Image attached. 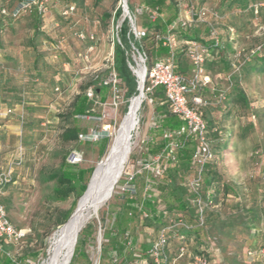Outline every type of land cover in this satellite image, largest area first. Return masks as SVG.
<instances>
[{
	"label": "rangeland",
	"instance_id": "obj_1",
	"mask_svg": "<svg viewBox=\"0 0 264 264\" xmlns=\"http://www.w3.org/2000/svg\"><path fill=\"white\" fill-rule=\"evenodd\" d=\"M141 1L129 0L132 11L141 6ZM5 2V7L12 8L19 5L22 0H5ZM69 2L76 3V11L64 20L62 13ZM84 2L86 5L82 6L75 0H47L45 15L48 12L53 13L56 17L53 24L58 23V26L51 25L49 23L51 20L48 21L45 17L49 24L43 28L45 36L38 49L50 66H47L41 77L35 69H31L30 72L25 67L22 68L20 79V88L23 91L22 102L11 121L14 123L13 134L10 138L6 136L0 141V204L7 207L10 221L17 229L30 230L29 235L32 239L27 242L25 258L37 255V259L31 264L46 263L44 253H48L53 236L61 227H56L54 222L60 212L71 210L76 200L75 194L65 201L53 200L54 183L45 182L46 174L58 169L64 156L67 157L69 163L81 168L96 167L105 157H98L96 141L105 136L111 137L112 141L115 128L126 115L131 99L135 97V95L128 97L126 89H122L120 94L112 93L104 103L95 99L94 110L100 118L89 116L80 121L89 131L85 136L86 140L64 142L61 139V134L69 125L66 114L75 97L89 90L95 75H104L107 79L113 66L117 23L114 22L113 17H106V14L114 15L116 9L119 8V1L84 0ZM263 2L264 0H259L257 4ZM261 10L264 11V8H260L256 13L255 8H251L252 13H248L249 24L242 27L233 39L230 38V34L222 32V37L225 38L224 45L230 41L234 49L239 50L262 40L260 29L264 27V12L261 13ZM124 14L123 11V19L129 20L124 17ZM180 14H183L181 10ZM147 21L146 16H139L137 28L143 30ZM18 22L22 47H25L33 35L26 27L28 25L26 17H21ZM81 35L85 38H80ZM91 36L94 37L93 40L90 39ZM22 57L23 62L27 64L34 60V54H28L27 49L22 51ZM131 57L134 63L131 65V70L137 79V93L139 94L138 70L140 67L138 68L137 65L139 56L133 51ZM207 62L206 69L207 64L212 63ZM58 63L64 68V85H57L52 90L50 81L54 73V65ZM180 63L189 64L184 56ZM147 65H149L148 61ZM134 70H137V73ZM208 70L215 89L211 91L212 93L218 95L231 88L233 84L231 72L226 70L222 62L210 66ZM183 74L189 76L190 72L186 71ZM239 87L246 93L249 107L233 108L235 113L229 118L225 116L222 109L218 108L220 106L214 105L215 100L210 99L213 94L210 95L207 92L204 96L208 103H212L209 107H214L212 113L217 117V121L221 120L219 130L223 137L229 136L228 143L231 144L228 152L223 155L219 154L216 170L224 178L222 183L235 188L238 192V194L231 193L229 196V204L234 205L238 202L240 205V209L234 210L236 212L232 215L236 220L242 219L244 223H249L248 215L244 217L245 211L254 210L258 217L254 218L250 215L254 225L236 227L238 233L236 237L220 236L215 242L219 248L228 249L231 254L237 253L238 256L235 258L245 263L246 258L243 256L246 252L249 250L258 252L264 249L262 246L264 235V72L243 71ZM144 92L145 99L139 113V126L133 134L131 155L125 164L120 180L126 172L133 169V162L137 159L142 160L144 141L154 121V104L151 100V93L146 91V81ZM30 120L32 126L27 128L25 123ZM75 154L81 156V161L78 163L73 161ZM165 162L164 160L163 163ZM191 175L189 177L186 175V178H190ZM150 177L143 174L137 178L138 199L140 200L144 198L148 184L146 179ZM111 199L101 208L99 215L90 219L82 229L88 231L90 235L84 247L86 255L83 260L90 259L92 264H99L102 256L105 229L110 223L108 205ZM116 200L121 203L118 197ZM221 204L223 203L219 202V209L223 208ZM89 225L92 226L91 229L87 228ZM257 229H262V231L257 232ZM100 233L101 246L99 244ZM130 234L136 242L132 245V249L119 251L118 264H143L134 255H143L155 239L157 229L148 221H140L130 228ZM116 241V238L111 239V244H116ZM172 242V247L175 249L177 242L176 240ZM259 258L263 257L259 255Z\"/></svg>",
	"mask_w": 264,
	"mask_h": 264
},
{
	"label": "trees",
	"instance_id": "obj_2",
	"mask_svg": "<svg viewBox=\"0 0 264 264\" xmlns=\"http://www.w3.org/2000/svg\"><path fill=\"white\" fill-rule=\"evenodd\" d=\"M75 1L80 2L82 6L86 5L84 0ZM96 1L99 2L100 0ZM179 2L180 0H142L140 2L141 5L148 6L150 10L158 9L159 18L157 22L152 23L149 20V12L143 15L147 17L148 23L143 27V31H145L146 35L141 39H136L135 35L131 31L129 20L123 19V11L121 7L116 9L114 15L106 14V17H113L114 22L117 23L116 26L120 25L118 29H115L116 37L114 41L113 59V68L115 69L119 78V94L122 89H126L127 96L130 98L138 94V82L131 70V65L134 64L131 57V53H133V51L138 50L140 53L145 55L149 65L156 61L165 60L170 55L171 49L164 46L160 38L168 34L171 31L170 27L178 21L180 16ZM255 3H257V0H230V4L225 11L228 12V10H232L234 6L238 4L243 8V12L240 14L234 13L231 19L224 21L225 11H221L219 12L217 19L214 18L211 20V23L215 25L214 27L218 31V37L221 41V45L218 48L214 47V39L211 35V28L206 24L194 25L193 27L187 29L178 26L172 30V32L175 33L178 38L177 44L173 49V52L175 53V70L177 72L183 74L188 71L190 62L188 61L189 64L184 65L180 63V60L183 56L186 57L187 43L193 40H197L209 48L207 61L212 63L207 64L206 70L208 73L209 67L218 62H222L226 70L231 72L230 76L233 78V84L226 92L216 95L212 93L215 91L213 86L201 89L197 92V94L204 100V93L208 92L210 95L213 94L210 99L215 100L214 105L220 106L218 108L224 111L227 118L231 117L235 113L233 108L237 106H241L242 108L249 107L248 97L246 93L240 89L239 83L241 81L243 71L250 72L251 70H254L257 72H264V52L254 56L248 62L243 64L245 57L237 58V50L228 44L224 45L225 38L222 37L219 25L223 24L229 26L230 35L232 34V36H235L242 28L239 25V22H247V19H249L248 15L252 13L251 8H253ZM73 5L75 6L76 3L69 2L65 7L66 10H68ZM14 9L8 10L9 16L15 21L19 20L21 17H26L29 20L28 30L31 31L33 35L32 39L30 38L28 40L25 48L28 50V54H34V60L29 64L22 62L21 67H25L26 70L30 72L31 69H35L38 72V76L41 77V74H44V70H46L47 66H50L48 65L50 63H47L44 60V55L39 53L38 49L41 41H43L42 38L45 36V31L43 29L45 13H40L38 9L35 8V10H33L30 14L23 15L19 18H14L11 15ZM130 10L132 11L131 8ZM75 11L76 7L75 10L70 14L72 15ZM64 12L62 13L64 16L62 18L65 20L70 14L65 15ZM199 35L207 37L209 42L200 38ZM254 44L255 43L251 44L250 47H252ZM179 48L181 52L179 58H177V50ZM211 51H214V53L210 54ZM240 64L242 65L240 71L233 72L234 66ZM190 68L192 69V67ZM64 76V68H62L59 63L58 65H54V73L52 74L50 81L52 90H54L53 88H55L57 85H64ZM104 77V75L97 74L93 78V84L89 87V89L92 88L94 90V99H90L87 96L88 89L75 97L68 113L66 114V118L69 119V125H67L61 134V139L64 142H81L80 137H85L88 135L89 131L88 128L84 127L80 123V121L89 116L97 119L100 118V115L95 113L94 110L95 99H97L100 103H104L108 97L114 93L111 86L104 84ZM22 93L23 91H21L20 88V94L18 95L20 96L18 98L19 104L22 102ZM221 94L224 95V100H219V96ZM151 95V100L154 104L155 110V126L153 130L149 131V138L144 141V153L142 155L143 161H136L141 162V165L150 163L152 161V157L163 152L168 143V141L164 138V134L166 132L177 131L184 124V121L181 117L174 115L171 112L170 103L168 102L162 87L156 88L151 93ZM191 100L192 95L189 96V101ZM209 106H212V103L207 102V105L203 107L201 111L208 125V137L213 148L214 158L205 167L204 180L205 191L212 189L214 190V194L209 200H207L208 207L204 214V224H200L197 210L191 203L193 196L188 189L189 178H186V175L189 177V175L193 174L195 170V166L193 165V154L195 152L196 140L193 137L189 138L187 141H185V138H181L180 140L183 141L184 144L176 151L175 159H164L166 162L163 163V166L165 167V174L163 177L155 178L150 171H143L137 175L135 180L136 186L137 178L140 175L145 174L147 177L151 176L149 179H146L148 183L146 185L148 188V193L147 195L144 194V198L142 200L138 199V186L137 193L135 195L121 194L119 192V187L122 183V180L119 181L112 196L111 202L108 205V216H110V223L108 228L105 229L106 231L102 247V256L99 264L119 263V251L132 249V245L135 244L136 240L134 239L133 241V238H131L130 228L134 225H137L140 221H148L154 224L157 232L161 227H170L168 232L169 262L177 256L178 248L180 246L178 237L183 236L188 246V252L182 259H184L186 256H190L191 264L193 263L194 257L196 256L202 255L209 259L210 253L208 251L211 247V243H215L216 239L220 235H233V237H236V235H238L236 227L240 228L245 225L249 226V224L254 225L251 216L258 218L254 210L247 212L245 211L244 217L248 215L247 221H249V223H244L242 219L236 220L232 215L234 212L240 209V205L238 202L234 205L229 204V196L231 193L238 194V192H236L235 188L222 183L224 178L222 175H220L221 173L219 174V172L216 170L219 154L223 155L228 152L231 144L229 145L228 143L229 136L225 135V137H223L222 132L219 130L221 120L218 122L216 119L217 117L212 113L214 107ZM25 124L27 128H31L32 121H27ZM110 142L111 137L109 136H105L99 141H96L95 146L97 147L99 158H102L107 154L109 145L111 144ZM94 170L95 167L81 168L76 164L69 163L67 161V157L64 156L59 168L54 169L46 174V177L44 178L45 182L54 183L52 193L53 200L65 201L72 194L76 195L73 208L71 210L62 211L59 213L58 218L54 222L56 227L63 226L74 213L77 208L78 201L87 190V186ZM117 197L121 203L117 202ZM219 202L223 203L221 204V207H223L222 209H219ZM112 205L117 210L115 218L112 217V213L110 211ZM4 209L7 212V207H4ZM241 210H244V208H241ZM178 219H182L189 228L174 227L173 225L177 223ZM88 227L91 229L92 226L89 225L87 228ZM257 230V232L262 231V229ZM87 232L88 231L81 230L74 256L70 264H92L90 259L83 260L86 255L84 247L87 240H89L88 237L90 236ZM113 238L117 239L116 244H111V239ZM31 239L32 237L29 235L28 241ZM174 240L177 242L175 254L173 253L174 248L172 247V241ZM262 240V246H264V235ZM152 243L142 256L139 254L134 255L136 258L140 259L143 264H152L148 254ZM30 244L31 243H29V245ZM250 251L252 250H249L243 256L244 258L249 259V264H264L262 258H255L259 257V255H262V250H259L258 252L252 251L254 254L257 252V255L254 256H249L248 253ZM232 255L234 257L238 256V254L235 252H233ZM47 258L48 253L45 252L44 259L47 260ZM36 259L37 255H34L32 258H25L21 260V262H24L25 264H31ZM0 264H13V261L11 258L4 256L0 258Z\"/></svg>",
	"mask_w": 264,
	"mask_h": 264
},
{
	"label": "built area",
	"instance_id": "obj_3",
	"mask_svg": "<svg viewBox=\"0 0 264 264\" xmlns=\"http://www.w3.org/2000/svg\"><path fill=\"white\" fill-rule=\"evenodd\" d=\"M119 7L124 11V17L129 18L131 25V31L135 35L136 39H141L146 35L145 31L137 28V19L139 16H143L149 12V20L152 23L158 21L159 12L158 9L150 10L148 6L141 5L134 11L129 8V0H118ZM201 0H180L179 7L183 14L179 16L178 21L171 26L170 32L160 38L163 45L171 49L170 55L161 61H156L150 65H147V58L145 55L135 50L137 56H139V62H137L138 68L143 67L145 70V81L147 92L152 93L156 88L162 87L164 89L166 98L170 103L171 112L182 118L184 124L177 130L166 132L164 138L168 141L165 149L159 155L153 157L150 163L141 165L140 162H133V169L130 172H126L122 178V183L119 187L121 194L135 195L137 193V186L135 180L137 175L143 171H150L155 178H161L165 174V167L163 166L164 159H175V154L180 149L184 142L181 138H185L187 141L193 137L196 140L195 152L193 154V165L195 170L189 178L188 189L192 198V205L196 208L199 215L200 224H204V214L208 207L207 200H209L214 190L210 189L205 191L204 172L205 167L214 158L213 148L208 137V125L203 117L201 109L207 105V102L197 94L201 89L211 87L213 80L211 75L207 72L205 64L209 53V48L197 41L193 40L187 43L186 57L192 67L190 75L186 76L175 70V53L173 49L177 44V36L172 32L178 26L182 28H191L194 25L206 24L211 28V35L214 41V47L218 48L221 45L220 38L218 37V31L214 27L215 25L208 20V16L212 15L214 18H218V14L211 9L201 5ZM47 0H23L11 13L14 18H19L23 15L30 14L35 8L40 13L46 12ZM255 12L258 13L260 8H264V2L254 6ZM75 10V6H71L64 12L65 15L72 13ZM3 15H9L6 9L2 10ZM120 25L116 26L118 29ZM262 30V40L255 43L252 47L237 50L236 57H245L243 64L248 62L254 56L264 52V27ZM259 31V32H260ZM80 38H85L81 35ZM94 39L93 36L90 37ZM93 48L91 47V50ZM240 65H235L233 72H239ZM132 68V66H131ZM137 73V70H134ZM105 85L112 87L113 92L118 94L119 78L112 66L109 77L104 81ZM58 90V89H57ZM192 95V100L189 101V96ZM87 96L90 99L95 98V92L92 88L87 91ZM223 94L219 96V100H224ZM12 113L11 110L0 111V117L6 118ZM82 140H86V137H80ZM74 163L81 161L80 154L73 156ZM140 165V167H139ZM148 193V188L145 189V195ZM150 197V196H149ZM174 222V221H172ZM174 227L189 228L188 225L182 220L178 219ZM170 227H161L156 238L152 243V246L148 252L152 264H177L188 252V246L183 236H179L180 246L178 248L177 256L169 262L168 248H169V232ZM30 234V230L17 229L9 220L6 210L3 205L0 204V251L1 244L10 245L13 244L22 249L23 241ZM264 254V249L261 251ZM249 256L255 254L250 251ZM8 257H11L8 254ZM169 262V263H168ZM192 264H211L210 260L204 256L194 257Z\"/></svg>",
	"mask_w": 264,
	"mask_h": 264
},
{
	"label": "crops",
	"instance_id": "obj_4",
	"mask_svg": "<svg viewBox=\"0 0 264 264\" xmlns=\"http://www.w3.org/2000/svg\"><path fill=\"white\" fill-rule=\"evenodd\" d=\"M258 1L259 0H257V2ZM5 3H6L5 0H0V111L12 110L13 113L9 115V117L7 118L0 117V141H2V139H4L6 136L10 138V135L13 134L12 127L14 123L11 121L14 119L13 114H16L19 109L18 98L20 96L18 95L20 94V79L22 77V71H23L21 67L22 62H23L22 51L26 50L25 47H22V37H20V33L18 30V27H19L18 20L15 21L9 15L2 14L3 9L12 10V8L14 9L15 7H12V8L5 7ZM200 3L201 5L211 10L215 9L216 10L215 12L219 14V12L227 10V7L230 4V0H201ZM255 4L253 5V8ZM241 12H243V8L240 5L236 4L232 10H228V12L225 11L224 21L231 19L234 13L240 14ZM263 12L264 11L261 10V13ZM45 17L46 19H48V21L49 19L51 20L49 22L51 25L56 19V17L51 12L50 14L48 12L45 15ZM213 19L214 17L212 15L208 16L209 21ZM249 22H250V19H247V22L245 23L239 22V25L241 27H244L245 25H248ZM49 23L47 22V20H45L43 28H45L47 24ZM27 24L29 25L28 19H27ZM28 25L26 26L27 28H28ZM54 25L58 26V23H54L53 26ZM219 26H220L219 29H220L221 34L224 31L230 34L229 26H226L223 24L222 25L220 24ZM222 27H225V28L222 29ZM199 37L209 42L207 37H203L202 35H199ZM230 38L233 39L234 36H232L231 34ZM226 44L233 47L230 41L227 42ZM180 52L181 51L179 48L177 50V58H179ZM213 53L214 51L210 52V54H213ZM190 67L191 66L189 65L188 67L189 72L191 69ZM154 126H155V118H154V121L152 123L150 130H153ZM149 133L147 134V137L145 140L149 138L150 136ZM110 211L112 213V217L115 218L117 210L114 208L113 205L111 206ZM220 236L224 237V235H220ZM28 239H29V236L24 239L21 250H19V248L13 244H10V245L1 244L0 258L4 256L8 257V254H10L12 257L11 260L13 261V264H25L24 262H21V260L25 259V254H26L25 251H26ZM175 250L176 249L173 250L174 254H175ZM208 252L210 253L209 260L211 264H246V263L249 264L247 258L245 259V263H241L242 261L239 259L237 260L231 254V252H229L228 249L219 248L216 242L211 243V247ZM255 255H257V252L255 253ZM261 256L263 257L262 260L264 261V254H262ZM258 259L260 258L258 257ZM177 264H191L190 256H186L184 259L179 260Z\"/></svg>",
	"mask_w": 264,
	"mask_h": 264
},
{
	"label": "bare ground",
	"instance_id": "obj_5",
	"mask_svg": "<svg viewBox=\"0 0 264 264\" xmlns=\"http://www.w3.org/2000/svg\"><path fill=\"white\" fill-rule=\"evenodd\" d=\"M138 75L140 79L139 94L131 99L126 115L115 128L111 144L109 145V150H112L110 160L106 165H101V167L105 166L104 177L106 179L110 178L111 180L114 178L115 180L120 178L124 171L123 167H125L131 155L133 134L139 126V113L145 99V70L143 67L139 68ZM99 180L100 178L96 180L97 182H94L89 192L82 199L78 210L74 213L70 222L61 230V233L67 231L70 234L71 240L63 244L60 249V264L65 263L70 258L74 248V240L78 232L90 219L98 216L101 208L107 203L110 192L108 181L106 180L104 185L98 186L100 184Z\"/></svg>",
	"mask_w": 264,
	"mask_h": 264
},
{
	"label": "water",
	"instance_id": "obj_6",
	"mask_svg": "<svg viewBox=\"0 0 264 264\" xmlns=\"http://www.w3.org/2000/svg\"><path fill=\"white\" fill-rule=\"evenodd\" d=\"M138 77V75H137ZM139 78V77H138ZM111 149L108 150L107 154L105 155V157L103 158V160L95 167V170L92 174V177L90 179V182L87 186V190L85 191V193L83 194V196L80 198V200L78 201V204H77V208L76 210L74 211V213L78 210L80 204H81V201L82 199L85 197V195L89 192L91 186L94 184V182L100 178V184L98 186H102L105 184V181L108 179H106V177H104V167H101V165H106V163L110 160V157H111ZM74 156V155H73ZM123 167V166H122ZM125 167H123V170H124ZM123 174V173H122ZM122 176V175H121ZM121 178V177H120ZM120 178L118 179H115L112 178L110 180V178L107 180L108 181V187L110 188V192H109V196L107 198V201H109L112 196H113V193H114V190H115V187L116 185L118 184ZM97 182V181H96ZM97 184V183H96ZM74 213L71 215V217L68 219V221L60 228L57 230V232L54 234L53 236V241L48 249V258L46 260V263L45 264H60V249L62 247L63 244L69 242L71 240V237H70V234L66 231L64 233H61V230L67 226V224L70 222V220L72 219V216L74 215ZM85 227V226H84ZM83 227V228H84ZM82 228V229H83ZM81 229V230H82ZM81 230L78 232V234L76 235L75 237V240H74V248H73V251L71 253V256L70 258H68L65 263H61V264H70L71 261H72V258L74 256V252H75V248H76V245L78 243V237H79V234L81 232ZM101 239H102V236H101V233H100V237H99V244L101 246Z\"/></svg>",
	"mask_w": 264,
	"mask_h": 264
}]
</instances>
